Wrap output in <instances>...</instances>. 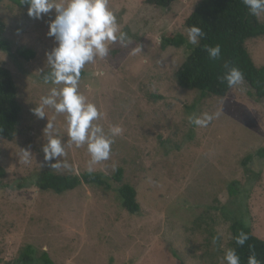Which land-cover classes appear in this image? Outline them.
<instances>
[{
    "label": "rangeland",
    "instance_id": "obj_1",
    "mask_svg": "<svg viewBox=\"0 0 264 264\" xmlns=\"http://www.w3.org/2000/svg\"><path fill=\"white\" fill-rule=\"evenodd\" d=\"M200 1L176 0L163 9L145 0H109L130 43L112 44L105 59L86 65L79 89L103 113L98 123L105 132L113 125L124 130L114 138L110 159L93 166L111 190L82 185L63 195L40 191L41 176H79L91 157L86 146L71 145L61 158L70 167L54 169L55 160L44 161L47 119L54 118L56 132L68 140L64 114L45 108L46 117L39 118L33 112L52 87L39 76L49 69L46 53L56 46L48 35L56 12L35 19L28 5L0 3L9 47L0 50V67L10 72L21 109L14 139H0V264H15L27 247L37 264L43 253L53 264H221L233 219L264 241V160H245L264 148V100L245 81L223 98L181 89L175 81L194 46L185 22ZM167 33L182 35L187 46L160 50ZM137 47L141 51L134 53ZM245 47L262 67L264 37ZM22 48L35 57H19ZM215 112L219 118L207 127L189 121ZM21 150H30V163L22 162ZM118 169L119 184L112 181ZM232 182L239 183L236 197L228 193ZM122 184L136 191L135 215L118 201Z\"/></svg>",
    "mask_w": 264,
    "mask_h": 264
},
{
    "label": "clouds",
    "instance_id": "obj_2",
    "mask_svg": "<svg viewBox=\"0 0 264 264\" xmlns=\"http://www.w3.org/2000/svg\"><path fill=\"white\" fill-rule=\"evenodd\" d=\"M28 4V16L41 19L42 14H48L53 9L55 19L49 25L48 35L54 37L56 46L48 53L47 65L50 71L44 75V83L51 84L47 95L41 97L40 103L33 109L39 118H45V108H52L57 114H64L68 140L64 141L56 132L53 120L47 119L45 128L47 143L42 151L44 161L56 162L51 164L54 169L70 167L61 158L67 155L66 146L76 148L86 146L91 159L89 173L93 166L110 159L114 138L122 135L123 128L113 125L105 132L98 123L103 113L95 103L80 92L81 72L86 65L95 64L98 59H105L110 51V45L119 43L127 46L130 38L121 29L117 16L109 7V0H22ZM251 15L258 19L264 16V0H243ZM188 42L198 45L205 36L203 30L195 25L186 29ZM141 47L134 49L140 52ZM205 51L212 60L221 55L220 45L205 46ZM222 77L229 88L239 87L244 82L243 73L236 67H228ZM102 76V72L94 73ZM243 91V89H241ZM220 112L203 113L200 116H190L189 121L197 127H207L214 119L219 118ZM30 150H21V159L25 164L32 159ZM219 236L213 237L215 245ZM249 239L247 233L241 231L235 237V243L243 246ZM221 264H241V258L233 248L224 251ZM247 264H260L255 255L248 257Z\"/></svg>",
    "mask_w": 264,
    "mask_h": 264
},
{
    "label": "trees",
    "instance_id": "obj_3",
    "mask_svg": "<svg viewBox=\"0 0 264 264\" xmlns=\"http://www.w3.org/2000/svg\"><path fill=\"white\" fill-rule=\"evenodd\" d=\"M3 0H0V3ZM19 7L27 6L22 0H10ZM176 0H145L149 6L168 9ZM197 26L203 30L205 36L198 45L190 49L184 62L175 73V81L181 89L197 91L201 95L223 98L231 88L226 81H222L228 67L238 68L244 76V81L254 91L257 100H264V65L257 68L245 44L249 40L264 37V20L260 22L257 17L250 14L243 0H201L194 8L185 22L186 29ZM5 24L0 20V50L8 51L7 43L3 41ZM188 44L185 37L179 34L167 33L161 36L160 50L167 48H181ZM220 45L221 55L212 60L205 51V46ZM18 56L29 61L35 57V52L28 49H20ZM50 69L42 72L39 79L44 82V75ZM85 73L81 72V79ZM21 109L17 101V89L8 70L0 67V139L10 142L14 139L20 120ZM253 157L264 160V148L258 149L253 156L245 158L246 161ZM4 177V170L0 167V180ZM123 172L118 169L112 181L121 183ZM82 185L96 187L105 191L111 190L109 180L102 173L83 172L81 175H55L44 173L37 188L42 192H51L55 195H63L79 188ZM238 182H232L228 188L230 197L238 196ZM117 198L122 209L128 214L135 215L140 206L136 201V191L129 185L122 184L117 189ZM231 240L230 248L236 250L241 258V264H247L248 257L255 255L264 264V241L255 237L251 229L241 220L233 219L229 226ZM243 231L249 239L243 246L235 243V237ZM33 250L27 247L17 259L15 264H37L33 258ZM39 264H53L46 253H43Z\"/></svg>",
    "mask_w": 264,
    "mask_h": 264
}]
</instances>
